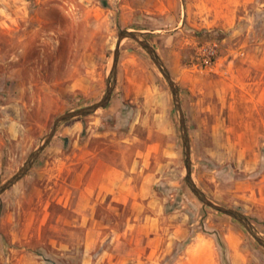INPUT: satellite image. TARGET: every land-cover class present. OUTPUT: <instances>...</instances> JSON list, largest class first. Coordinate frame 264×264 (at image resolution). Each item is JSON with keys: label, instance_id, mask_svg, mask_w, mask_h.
I'll return each mask as SVG.
<instances>
[{"label": "rangeland", "instance_id": "rangeland-1", "mask_svg": "<svg viewBox=\"0 0 264 264\" xmlns=\"http://www.w3.org/2000/svg\"><path fill=\"white\" fill-rule=\"evenodd\" d=\"M122 30L148 33L179 87L196 185L264 237V0H0V187L103 99ZM185 177L170 86L125 40L109 106L0 196V264H264Z\"/></svg>", "mask_w": 264, "mask_h": 264}, {"label": "water", "instance_id": "water-1", "mask_svg": "<svg viewBox=\"0 0 264 264\" xmlns=\"http://www.w3.org/2000/svg\"><path fill=\"white\" fill-rule=\"evenodd\" d=\"M148 33H144L136 30H122L118 34V41L116 44V48L114 51L113 58V67L111 73L108 78V88L103 97V99L92 106L85 107L83 109H79L77 111H72L66 113L64 115L59 116L53 123L49 133L44 138L43 142L38 146V148L33 151V153L29 156L25 164L22 168L4 185L0 187V196L6 193L8 190L13 188L16 184H18L21 180H23L29 173V171L33 168L35 163L38 161L40 156L44 153V151L50 146L52 141L54 140L59 128L65 123L72 121L77 118L88 117L90 115L95 114L99 110L106 109L111 100L116 87V76L118 72V65L120 61L121 48L122 44L125 40H133L137 42L151 57L155 65L158 67L162 75L167 80L174 104L175 109L180 122V129L182 134V140L184 145V160L186 167V177L185 181L187 186L193 192V194L198 198V200L203 203L206 207L213 209L214 211L221 213L225 216H228L236 221H238L249 233V235L261 246L264 248V237L261 236L251 221L239 211H236L231 208L224 207L212 201L208 198L203 191L196 185L193 179V163H192V149L191 142L188 132V127L186 123V118L184 115V111L182 108L181 100H180V91L179 87L172 78L168 68L153 48V46L148 42L146 36Z\"/></svg>", "mask_w": 264, "mask_h": 264}, {"label": "built area", "instance_id": "built-area-1", "mask_svg": "<svg viewBox=\"0 0 264 264\" xmlns=\"http://www.w3.org/2000/svg\"><path fill=\"white\" fill-rule=\"evenodd\" d=\"M205 63H206V64H208V61H207V60H205Z\"/></svg>", "mask_w": 264, "mask_h": 264}]
</instances>
